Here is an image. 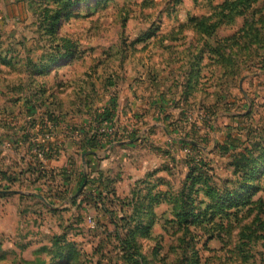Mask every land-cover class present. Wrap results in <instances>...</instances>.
<instances>
[{
  "label": "rangeland",
  "instance_id": "374dc122",
  "mask_svg": "<svg viewBox=\"0 0 264 264\" xmlns=\"http://www.w3.org/2000/svg\"><path fill=\"white\" fill-rule=\"evenodd\" d=\"M238 1L0 0V133L22 148L11 162L13 141L0 144L3 167L34 171L30 147L58 139L45 167L77 173L70 144L107 111L98 169L122 201L154 171L160 195L138 218L122 201H86L76 178L67 189L26 173L25 199L0 197V264H264V0L242 16L221 7ZM47 115L59 125L41 126ZM180 193L201 215L188 226Z\"/></svg>",
  "mask_w": 264,
  "mask_h": 264
},
{
  "label": "trees",
  "instance_id": "16d2710c",
  "mask_svg": "<svg viewBox=\"0 0 264 264\" xmlns=\"http://www.w3.org/2000/svg\"><path fill=\"white\" fill-rule=\"evenodd\" d=\"M31 3V0H28ZM257 0H239L237 3L234 4H228L225 3L224 5H222L221 7L224 9H228L230 12L231 11H235V14L237 16H242L243 13L245 11H247L248 9H250L252 7V5L256 2ZM239 6H242V8L239 11H236L238 9ZM45 13H47V11H44ZM237 12V13H236ZM55 16L52 17V22H56L57 19L60 18L61 12H56L54 14ZM198 30L211 36L212 35V31L213 30H209V29H203V24H199L198 25ZM69 56V54H68ZM192 75V74H191ZM179 105V103L177 104ZM26 106V105H25ZM28 106V105H27ZM162 109V108H160ZM113 111V110H111ZM103 113H99L96 114L95 116H93V120L95 122L96 127L91 126L89 128V130H84V129H79L77 130L78 132V139L79 141L77 143H71L72 146H74L77 149V153L76 154H82L85 157V165L80 164L79 166H77L75 164V162L73 161V165H72V169L75 170L76 168L79 169V171L77 173H74V171L70 172L69 170H67L66 168H62L59 169L57 174H55L53 171L54 170H48L45 167V164L43 162H45L47 165H50V163L53 160V154L55 152L58 153L59 152V147L57 145V141L55 142H50L47 140H43V142L40 145H32L30 148H34L32 151H37V153L42 155V160L41 161L39 159V157L37 155L32 156L31 158L33 159L34 164L36 165V169H34V171H30L27 170L25 171V173H29L30 176H36V181L37 179H44L47 178V180L51 183L54 182L55 177H60V181L62 182V186H64L65 188L69 189V185L72 183V180L74 178L77 179L75 185L77 189H83L81 191V196H84V198H86L85 200H89V202H92L93 204H97V205H101L103 207H106L107 203H117V204H121L119 203L121 198H118L116 190H115V184H116V180L110 179L108 176H105L103 173H98V176L92 177V173L94 172V170L92 169L91 165H92V160L94 155L92 154L94 151L97 150H101L104 148V146L110 145L112 142L109 141V138L111 135H109L108 133L102 132V128L103 124L105 122L107 123H112L113 120V116L112 113L107 112V111H102ZM29 114H27V117ZM32 127L34 128L35 125V121H32ZM40 125L43 123L44 126L45 124H49L50 126H52L53 128L57 127L60 123L59 121V117L56 116H51V115H47V116H42L39 119ZM42 126V125H41ZM113 128V124H111L109 126V129ZM53 131H55V129H50L49 128V133L51 134ZM124 135V134H122ZM92 159V160H91ZM72 160V159H70ZM190 164V163H189ZM192 166V165H191ZM30 169V168H29ZM91 171V173L89 174L87 171ZM203 166L201 164H198V162H195V165H193V167L189 168V176L188 179H190L191 175H194L196 173H199V179L198 178H194L192 179V187H195L196 185H200L201 181L203 180V176L201 175V172H203ZM255 168L252 167L250 173L251 175L254 174L255 172ZM238 172V170L235 171V174ZM155 173V171L151 174H147L146 177L144 178V180L139 181L136 185L135 188L130 192L129 194V198L128 199H123L126 201H122V203H126L123 207H128L131 206L135 212L138 210V218L141 217L142 215L140 213H146V209L148 210V208L152 206L153 201H156L160 195H158L156 197V195H152V191L156 188V187H152L150 186V183L147 181L148 177L153 176ZM3 173L0 172V175H2ZM37 175H39V177H37ZM5 177V175H3ZM8 183H11V185H13L16 182H19L17 180V178H11V177H5L4 178ZM204 183L207 184V179H205ZM182 187H185V184L182 185ZM85 189H88V194L85 195L84 191ZM0 190H3L4 192L0 191V197L1 198H7L10 197L8 190H10V188H0ZM143 192H147L145 194H143ZM154 192V191H153ZM25 197H21L20 199H25ZM182 197L183 194L180 193L179 194V198L180 200H178L179 204H177L175 206V208L173 209V211L176 213V219L179 221V223H184V225H189L190 223V218H196L198 219V217H200V213L198 214H194L195 210H191L188 211L189 209H194L193 207L191 208L190 206H188L186 201H182ZM60 200L65 201L66 199H61ZM75 200H72V203H74ZM242 204L244 203V201L241 199ZM42 204V203H40ZM236 206L235 208H237L238 206H240V203H233L232 205L228 206L226 208V210H230L232 209V207ZM48 207V206H46ZM49 208V207H48ZM225 210H222L218 213H212L211 214V220L213 218H215V216L217 215H221L222 212H224ZM148 213V211H147ZM152 223V220L150 221L149 224ZM144 230V231H143ZM148 227L146 228H137L135 231L132 232L133 236L136 234V231L141 233L143 232L144 234L147 233ZM130 246V244H129ZM131 247V246H130ZM124 249H127L126 246H124Z\"/></svg>",
  "mask_w": 264,
  "mask_h": 264
},
{
  "label": "crops",
  "instance_id": "0c3cea01",
  "mask_svg": "<svg viewBox=\"0 0 264 264\" xmlns=\"http://www.w3.org/2000/svg\"><path fill=\"white\" fill-rule=\"evenodd\" d=\"M165 102V101H164ZM168 103H170L171 104V101H168ZM172 103H174L173 101H172ZM172 105V104H171ZM148 106L149 107H151V104H147V106H146V108L148 109ZM159 106V108H162V109H164L165 108V104L164 103H161V104H159L158 105ZM5 122V120L4 121H0V124H1V129L2 130H4L7 126H8V124L6 125V123H4ZM64 128H67V126H64ZM13 137H15V138H13V139H11L10 137H9V135L8 134H4V133H0V144H4V143H6V142H9L10 140L11 141H13V143L11 144L12 145V148L13 147H15L14 148V150L16 151V153L15 152H13V153H11L9 156H10V158H11V162H19L20 160H19V152L21 151V144H20V139H21V137H19V135L17 136V134L15 133V135L13 136ZM20 138V139H19ZM55 141H57L58 142V139H56ZM54 141V142H55ZM71 145V144H70ZM72 146V145H71ZM113 146V145H112ZM118 146H120V145H118ZM72 147H74V146H72ZM106 147H107V145L106 146H104V148L103 149H106ZM103 149H101V150H97V151H94L92 154L94 155V157H93V160H92V165H91V167H93L94 168V166L96 165L95 163V158H96V156H97V152L98 151H102ZM77 153V149L75 148V153L74 154H76ZM76 155H78V156H76V157H79V161H80V164L82 163L83 165H85V157H84V155H82L81 153L80 154H76ZM0 172L1 173H3L2 175H0V188L2 187V188H10V190H8V193H9V195H10V197H15V198H21V197H24L25 196V193H23V192H21V191H17V190H15V187H17V189L19 188L20 189V182H16V183H14L13 185H11V183H8L4 178L5 177H11V178H17V180L18 181H20L24 176L23 175H26V173L24 172V169L23 168H21V169H19V170H13V169H11L8 165H6L5 167H3V165H2V160H4V157H3V155H1L0 154ZM63 168H66V167H63ZM62 169V168H61ZM94 170V172L92 173V177H95V176H98V173H103L105 176H108L107 174H105V172H103V171H101V170H99L98 169V167H97V165H96V168H94L93 169ZM89 174L91 173V171H87ZM56 173H58V172H56ZM3 175H5V177L3 176ZM23 176V177H22ZM109 177V176H108ZM21 178V179H20ZM60 178V177H59ZM110 178V177H109ZM112 179V178H111ZM116 180V184H115V190H116V193H117V196H118V184H119V180L118 179H115ZM139 181H137L136 183H135V185L138 183ZM118 183V184H117ZM135 185H134V187L131 189V191L135 188ZM1 191V190H0ZM130 191V192H131ZM1 192H4V191H1ZM22 200V199H21ZM40 201V200H39ZM45 203V204H48L46 201H40V203ZM48 206V205H47Z\"/></svg>",
  "mask_w": 264,
  "mask_h": 264
},
{
  "label": "built area",
  "instance_id": "2783aa9c",
  "mask_svg": "<svg viewBox=\"0 0 264 264\" xmlns=\"http://www.w3.org/2000/svg\"><path fill=\"white\" fill-rule=\"evenodd\" d=\"M46 138H47V136H46ZM49 138H50V136H49ZM32 154H33V155H37V156L39 157V159H40L41 161H43V160H42V155H41L40 153L38 154L37 151H35V150L32 151ZM43 163L45 164V162H43Z\"/></svg>",
  "mask_w": 264,
  "mask_h": 264
}]
</instances>
